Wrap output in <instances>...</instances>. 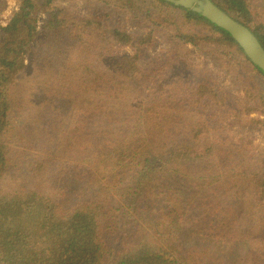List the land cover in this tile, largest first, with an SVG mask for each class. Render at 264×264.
I'll return each instance as SVG.
<instances>
[{"label": "rangeland", "instance_id": "1", "mask_svg": "<svg viewBox=\"0 0 264 264\" xmlns=\"http://www.w3.org/2000/svg\"><path fill=\"white\" fill-rule=\"evenodd\" d=\"M248 1L255 22L264 23V0ZM18 2L0 0V41L1 28ZM132 2L133 12L118 0H74L70 4L64 0L61 6L77 18L101 19L123 30L134 47L96 36L75 37L84 30L73 24L54 34L47 30L36 33L12 90L15 132L8 144L12 162L0 179V200L34 191L54 201L57 212L64 215L92 197L94 188L86 184L87 176L94 173L89 162L101 146L120 140L131 130L138 102H144L146 96L137 95L150 92L145 85L135 90L111 68V64L121 66L127 57H133L141 70L140 79L163 88L151 91L153 108L165 99L170 104L160 111L166 117L153 115L151 123L141 124L142 133L148 140H165L170 150L177 151L175 157L193 159L188 179L180 186L175 174L161 180L175 194L191 199L178 221V231L165 246L175 247L185 264H264V214L254 211V191L243 180L249 171L260 168L264 158V127L247 121L255 116L245 115V75L235 77L226 62L213 63L211 44L197 49L172 39L159 25L165 19L152 0ZM44 18L39 14L37 22ZM103 76L104 91L100 92ZM200 86L205 89L198 92ZM257 87L264 93V81ZM210 89L217 91V108L211 109L203 100L192 102L194 94L205 95ZM89 97L95 100L94 110L83 105ZM77 114L78 131L72 132L73 122L65 120ZM154 124L164 129L165 137L152 131ZM197 141L200 152L196 150L190 157L179 145ZM163 205H157L159 211L164 210ZM102 239L106 247L117 244L115 235L108 232H102ZM154 241L159 244L157 238Z\"/></svg>", "mask_w": 264, "mask_h": 264}, {"label": "trees", "instance_id": "2", "mask_svg": "<svg viewBox=\"0 0 264 264\" xmlns=\"http://www.w3.org/2000/svg\"><path fill=\"white\" fill-rule=\"evenodd\" d=\"M62 1L64 0H19L11 19L1 28L0 179L6 172L5 167L12 162L9 156L11 148L8 146L11 142L9 139L15 132V122L11 118L12 90L17 75L21 73L19 71L24 68L28 46L36 33L47 30L48 33L54 31V34L63 26L73 24L84 30L83 34L75 37L96 36L125 47L133 46L131 37L123 30L109 26L101 19L77 18L61 6ZM66 1L70 4L74 0ZM152 1L154 8L165 19L159 25L172 39L197 49L201 45L211 44L214 46L211 56L213 63L226 62L231 68L230 73L235 77L245 75V115L249 118L255 116L247 121L264 127V93L257 87L260 80L264 81V74L249 62L226 32L200 15L160 0ZM210 1L235 21L248 27L264 48V23L255 22L256 16L252 15L248 0ZM118 2L125 10L134 11L132 0ZM39 14L45 15L42 22H37ZM40 23L42 27L39 26ZM238 67L243 70L235 73ZM111 68L115 73L117 69L119 77L135 90L140 91L144 85L150 90L147 94L137 95L146 96L144 102H138V114L130 125L131 130L122 134L120 140L105 143L98 153H94V159L89 162L94 165V173L87 176L86 183L94 188L93 195L66 214L61 215L57 212L58 207L54 201L34 191L13 194L11 198L4 196L0 200V264H185L177 254L178 250L165 246V243H169V238L178 231V221L187 211L191 199L184 197V194H175L174 190L162 185L161 180L169 177V174H175L179 176L180 186L182 181L188 179L189 163L193 161L190 154L196 150L200 152V143L197 141L195 146L179 144L180 148L188 150L186 155L190 158L184 160L183 156L175 157L177 151L170 150L169 143L165 140H148V136L141 131V124L144 121L151 123L153 115L157 118L166 117L167 114L162 115L160 111L170 107L168 99H165L166 102H159L160 106L156 109L151 105V91H161L163 88L140 79L141 70L133 57H127L121 66L113 63ZM103 82L105 76L102 81L99 79L100 92L104 91ZM203 89L205 88L200 86L198 92ZM121 95L123 96V92ZM194 97V103L203 100L210 103L211 109L218 107L215 104V89H210L208 94L201 96L200 93L194 94ZM87 100L84 99L83 105L92 106L94 110L96 107L92 102L95 100L92 97ZM223 106H227L225 101ZM97 108L101 107L97 105ZM167 113L170 115L169 111ZM78 117V114L65 117V123L73 122L72 132L78 131ZM152 131L165 137L161 126L152 125ZM243 180L247 188L254 191V211L264 214V158L260 168L256 172L249 171ZM162 202L164 210L159 211L161 206L157 205ZM102 232L115 235L117 244L106 247ZM155 238L159 244H155Z\"/></svg>", "mask_w": 264, "mask_h": 264}, {"label": "water", "instance_id": "3", "mask_svg": "<svg viewBox=\"0 0 264 264\" xmlns=\"http://www.w3.org/2000/svg\"><path fill=\"white\" fill-rule=\"evenodd\" d=\"M189 10L226 32L239 46L249 62L264 74V48L248 27L235 21L210 0H160Z\"/></svg>", "mask_w": 264, "mask_h": 264}]
</instances>
